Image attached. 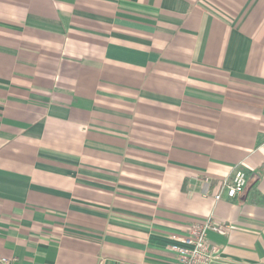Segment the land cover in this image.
I'll use <instances>...</instances> for the list:
<instances>
[{"label": "crops", "instance_id": "1", "mask_svg": "<svg viewBox=\"0 0 264 264\" xmlns=\"http://www.w3.org/2000/svg\"><path fill=\"white\" fill-rule=\"evenodd\" d=\"M209 218L264 264V0H0V254L177 264Z\"/></svg>", "mask_w": 264, "mask_h": 264}, {"label": "built area", "instance_id": "2", "mask_svg": "<svg viewBox=\"0 0 264 264\" xmlns=\"http://www.w3.org/2000/svg\"><path fill=\"white\" fill-rule=\"evenodd\" d=\"M248 185L246 171L242 167H236L229 177L221 182V187L226 189L231 198H235L244 193ZM220 199V195H216ZM216 231L225 234L228 226L214 221L212 218L199 222L191 229V233L185 237L172 236V239L179 243L174 244L172 249L177 252V264H213L215 260V247H211L208 242V231ZM14 257H7L0 254V264H13Z\"/></svg>", "mask_w": 264, "mask_h": 264}]
</instances>
